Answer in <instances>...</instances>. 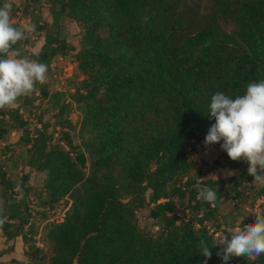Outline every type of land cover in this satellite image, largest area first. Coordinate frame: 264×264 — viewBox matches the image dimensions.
<instances>
[{"label": "trees", "instance_id": "1", "mask_svg": "<svg viewBox=\"0 0 264 264\" xmlns=\"http://www.w3.org/2000/svg\"><path fill=\"white\" fill-rule=\"evenodd\" d=\"M47 1L50 22L36 26L43 43L27 58L49 66L72 53L82 79L67 102L37 83L18 105L0 110V141L5 118L24 148L23 179L43 175L48 209L62 199L70 204L61 221L45 224L48 256L24 230L23 201L0 214L5 242L20 241L24 264H223L218 248L208 259L195 246L200 239L211 246L228 195L234 204L254 193L264 207V186L252 184L246 162L227 154L222 166L234 175L194 177L189 152L192 144L206 149L212 95L235 98L264 79V0H208L204 7L200 0ZM65 17L79 30L77 50L61 37ZM47 98L55 112L30 127L22 113ZM71 107L80 115L78 144ZM197 183L218 190L215 207L197 198ZM0 187L11 188L1 166ZM141 209L158 223L155 233L138 228ZM228 264H264V254Z\"/></svg>", "mask_w": 264, "mask_h": 264}, {"label": "rangeland", "instance_id": "2", "mask_svg": "<svg viewBox=\"0 0 264 264\" xmlns=\"http://www.w3.org/2000/svg\"><path fill=\"white\" fill-rule=\"evenodd\" d=\"M7 2L12 5L11 21L12 23L23 26L28 23H34L38 26L43 20L50 22V17L47 16L46 8L47 0H3V4ZM208 0H200L202 7L207 5ZM61 37L78 49L79 30L76 24L69 18H63L60 22ZM229 30V28H227ZM43 43L42 34L35 30L32 33H25V38L22 44L18 47L21 54L25 57L29 53H35L39 50ZM46 72V80L43 83L48 94L58 93L59 102L69 101V95L73 93L77 83L82 79L77 71L76 63L72 53L65 56H57L52 59ZM36 106L29 109V112L22 113L24 118L29 120L30 127L35 124V119L42 116L43 120L49 119L51 114L55 112L51 109V103L48 98L37 101ZM7 108L1 111H6ZM70 121L74 125L71 131L72 142L79 143L77 135L79 124V113L71 107L68 115ZM6 133L0 141V166L6 173L8 180L11 183V188L2 189L0 187V214L6 216L15 206L23 201L29 210L28 224L25 231L31 236L35 242V246L40 250L41 254L49 255L51 245L45 239V224L47 222L61 221L64 212L69 207L70 202L67 199L60 200L53 209L42 202V182L43 175L31 172L27 179H23L25 174V152L24 148L16 144L19 132L13 130L7 123ZM190 158L194 162L191 175L200 179H216L226 178L229 170L224 168V157L227 154L221 150L220 145H210L205 150L199 149L194 144L191 145ZM258 186V185H257ZM232 196L228 195L223 201L222 206L218 211V219L220 228L212 232V238L215 240L219 235L231 234L234 229L241 224L243 227L247 223L255 222V215L264 214L262 201L254 193H250L246 199L237 201L232 204ZM136 224L139 229L145 232L155 233L158 229V223L147 217V210L141 209L136 213ZM207 226V225H206ZM213 229L210 228L208 232ZM230 239V235H229ZM11 245L12 249H8ZM5 254L0 257L3 264H24L29 260L24 256L25 247L17 239L14 242H5L0 232V252ZM246 257H233L235 260H241ZM249 259V258H247ZM15 260L16 262H11ZM32 264H40L31 262Z\"/></svg>", "mask_w": 264, "mask_h": 264}, {"label": "clouds", "instance_id": "3", "mask_svg": "<svg viewBox=\"0 0 264 264\" xmlns=\"http://www.w3.org/2000/svg\"><path fill=\"white\" fill-rule=\"evenodd\" d=\"M11 9L12 5L7 2L0 6V110L16 106L20 98L30 96L37 83L45 82L48 70L45 63L23 56L16 47L25 38V33L36 30V25L14 26ZM206 114L210 119L214 118L215 123L205 136L204 146L219 143L230 160L247 163V172L254 177L252 184L264 186V79L249 82L245 93L235 98L223 92L215 93ZM234 174L229 170L228 175ZM194 187L198 199L216 206L217 189L200 183ZM254 218V223L243 227L240 224L231 234L219 235L211 246L205 239H200L195 249L210 259L211 249L218 248L216 254L223 264H228L233 257H259L264 254V214H257ZM5 220L0 218V225Z\"/></svg>", "mask_w": 264, "mask_h": 264}, {"label": "crops", "instance_id": "4", "mask_svg": "<svg viewBox=\"0 0 264 264\" xmlns=\"http://www.w3.org/2000/svg\"><path fill=\"white\" fill-rule=\"evenodd\" d=\"M193 145V144H192ZM195 145V144H194ZM196 146V145H195ZM192 147V146H191ZM191 150V149H190ZM192 160V159H191ZM193 161V160H192ZM228 170V169H227ZM230 176H232V175H230ZM229 177V176H228Z\"/></svg>", "mask_w": 264, "mask_h": 264}]
</instances>
